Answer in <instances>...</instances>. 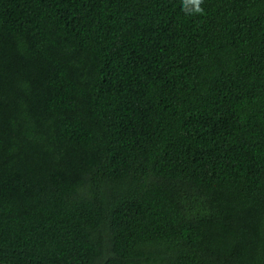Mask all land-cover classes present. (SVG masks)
<instances>
[{"label": "trees", "instance_id": "trees-1", "mask_svg": "<svg viewBox=\"0 0 264 264\" xmlns=\"http://www.w3.org/2000/svg\"><path fill=\"white\" fill-rule=\"evenodd\" d=\"M0 0V263L264 264V0Z\"/></svg>", "mask_w": 264, "mask_h": 264}, {"label": "clouds", "instance_id": "clouds-1", "mask_svg": "<svg viewBox=\"0 0 264 264\" xmlns=\"http://www.w3.org/2000/svg\"><path fill=\"white\" fill-rule=\"evenodd\" d=\"M191 2L195 5L194 12L202 14L203 8L200 5L203 3V0H191Z\"/></svg>", "mask_w": 264, "mask_h": 264}, {"label": "water", "instance_id": "water-1", "mask_svg": "<svg viewBox=\"0 0 264 264\" xmlns=\"http://www.w3.org/2000/svg\"><path fill=\"white\" fill-rule=\"evenodd\" d=\"M0 264H4V263H0Z\"/></svg>", "mask_w": 264, "mask_h": 264}]
</instances>
